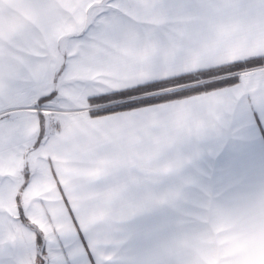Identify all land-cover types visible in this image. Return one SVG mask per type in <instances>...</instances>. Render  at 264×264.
Here are the masks:
<instances>
[{"label":"snow or ice","instance_id":"1","mask_svg":"<svg viewBox=\"0 0 264 264\" xmlns=\"http://www.w3.org/2000/svg\"><path fill=\"white\" fill-rule=\"evenodd\" d=\"M261 115L264 0H0V264H144Z\"/></svg>","mask_w":264,"mask_h":264},{"label":"crops","instance_id":"2","mask_svg":"<svg viewBox=\"0 0 264 264\" xmlns=\"http://www.w3.org/2000/svg\"><path fill=\"white\" fill-rule=\"evenodd\" d=\"M203 149L197 167L205 180L198 191H239L240 220L264 214V115L245 121L242 142L211 141Z\"/></svg>","mask_w":264,"mask_h":264},{"label":"rangeland","instance_id":"3","mask_svg":"<svg viewBox=\"0 0 264 264\" xmlns=\"http://www.w3.org/2000/svg\"><path fill=\"white\" fill-rule=\"evenodd\" d=\"M238 194L239 191H197L199 206L188 217L195 221V226H178L174 242L163 245L158 251L146 252L144 262L202 264L201 254L209 244V238L224 226L240 220Z\"/></svg>","mask_w":264,"mask_h":264},{"label":"clouds","instance_id":"4","mask_svg":"<svg viewBox=\"0 0 264 264\" xmlns=\"http://www.w3.org/2000/svg\"><path fill=\"white\" fill-rule=\"evenodd\" d=\"M202 264H264V214L234 221L209 238Z\"/></svg>","mask_w":264,"mask_h":264},{"label":"trees","instance_id":"5","mask_svg":"<svg viewBox=\"0 0 264 264\" xmlns=\"http://www.w3.org/2000/svg\"><path fill=\"white\" fill-rule=\"evenodd\" d=\"M38 240H39V245H42L43 244V238L42 237L38 238Z\"/></svg>","mask_w":264,"mask_h":264},{"label":"water","instance_id":"6","mask_svg":"<svg viewBox=\"0 0 264 264\" xmlns=\"http://www.w3.org/2000/svg\"><path fill=\"white\" fill-rule=\"evenodd\" d=\"M40 246H41L42 249H44L46 247L44 240H43V244L40 245Z\"/></svg>","mask_w":264,"mask_h":264}]
</instances>
